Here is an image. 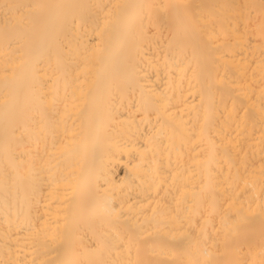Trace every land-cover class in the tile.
Segmentation results:
<instances>
[{"label":"bare ground","instance_id":"bare-ground-1","mask_svg":"<svg viewBox=\"0 0 264 264\" xmlns=\"http://www.w3.org/2000/svg\"><path fill=\"white\" fill-rule=\"evenodd\" d=\"M0 264H264V0H0Z\"/></svg>","mask_w":264,"mask_h":264}]
</instances>
